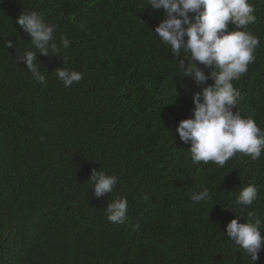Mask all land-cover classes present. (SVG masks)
<instances>
[{
	"label": "trees",
	"instance_id": "16d2710c",
	"mask_svg": "<svg viewBox=\"0 0 264 264\" xmlns=\"http://www.w3.org/2000/svg\"><path fill=\"white\" fill-rule=\"evenodd\" d=\"M248 3L257 20L242 30L260 44L232 83L236 111L264 131V0ZM24 11L56 27L59 51L37 54L46 87L20 59L36 51L16 22ZM163 19L147 0H0V264H252L226 225L252 213L264 236V152L256 161L237 153L224 167L193 163L175 129L213 81L182 74L186 54L154 32ZM63 67L83 79L65 87ZM93 170L118 178L112 193L94 195ZM249 184L258 198L241 209ZM205 187L211 199L194 201ZM121 196L126 223L109 222L107 204Z\"/></svg>",
	"mask_w": 264,
	"mask_h": 264
},
{
	"label": "clouds",
	"instance_id": "9594fccd",
	"mask_svg": "<svg viewBox=\"0 0 264 264\" xmlns=\"http://www.w3.org/2000/svg\"><path fill=\"white\" fill-rule=\"evenodd\" d=\"M154 10H163L164 19L154 32L162 45L175 55L186 54L180 62L182 74L194 79L197 84L213 81L201 92L193 94L191 118L180 120L175 131L179 139L190 145L193 163L213 162L224 167L237 153L258 160L264 152V131L252 118H243L236 106L241 92L232 81L238 80L248 71L256 59L255 50L259 37L244 31L249 24H255L257 17L248 0H147ZM17 24L31 37L36 51H25L20 59L34 79L47 86L45 76L40 73L37 54L48 55L59 51L55 42V25L45 22L35 11H24L17 18ZM229 23L237 30H229ZM70 41L61 35L60 46L68 48ZM6 45L12 47L11 41ZM67 61H65L66 63ZM210 69L208 75L198 66ZM83 73L58 68L56 76L65 87L83 79ZM235 109V111H233ZM90 180L94 195L112 193L118 178L103 171L93 170ZM259 189L254 184L244 187L236 197L235 204L241 209L251 205L258 198ZM196 202L211 199L208 188H203L191 197ZM128 200L121 196L107 204L106 216L109 222L124 224L127 220ZM248 222H238L243 213H237L226 225V237L233 245L242 249L251 258L252 264L264 250V236L261 235V218L248 213ZM139 229V224L132 226Z\"/></svg>",
	"mask_w": 264,
	"mask_h": 264
}]
</instances>
